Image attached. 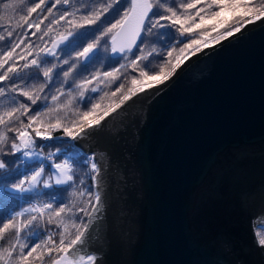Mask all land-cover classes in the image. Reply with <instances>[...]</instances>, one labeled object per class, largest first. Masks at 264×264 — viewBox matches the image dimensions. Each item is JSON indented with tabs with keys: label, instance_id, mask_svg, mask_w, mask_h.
<instances>
[{
	"label": "snow or ice",
	"instance_id": "1",
	"mask_svg": "<svg viewBox=\"0 0 264 264\" xmlns=\"http://www.w3.org/2000/svg\"><path fill=\"white\" fill-rule=\"evenodd\" d=\"M24 4L0 6V264H96L98 253L85 249L101 211L102 164L77 142L190 55L264 19V0ZM153 56L162 63L149 84Z\"/></svg>",
	"mask_w": 264,
	"mask_h": 264
},
{
	"label": "water",
	"instance_id": "2",
	"mask_svg": "<svg viewBox=\"0 0 264 264\" xmlns=\"http://www.w3.org/2000/svg\"><path fill=\"white\" fill-rule=\"evenodd\" d=\"M77 143L102 164L96 264H264V19Z\"/></svg>",
	"mask_w": 264,
	"mask_h": 264
},
{
	"label": "trees",
	"instance_id": "3",
	"mask_svg": "<svg viewBox=\"0 0 264 264\" xmlns=\"http://www.w3.org/2000/svg\"><path fill=\"white\" fill-rule=\"evenodd\" d=\"M4 2H9V0H0V6H2V4ZM31 2L32 0H25V4H24V8L26 10V7L27 6H30L31 5ZM242 11V10H241ZM22 14V13H21ZM35 15V14H34ZM212 21H209V23H211ZM179 38V37H178ZM163 39L167 40V37H164ZM169 43H175L174 41H169ZM7 46V42H0V50H3L5 47ZM158 47H162L163 45H157ZM177 48H179V45H177ZM147 51V49H146ZM177 53H174L173 55L175 56ZM162 63L161 59L157 56H153V57H150L149 58V61L146 62V67H145V70H147L149 72V77H148V80H149V84H152L153 83V80L156 76V73L159 72V65ZM107 66V65H106ZM135 73H131L129 72L128 76H127V79L124 81L125 83V90L127 88H130L132 87V84H131V78H132V75H134ZM85 75H87V73H85ZM94 99L96 98L95 96L93 97ZM39 144V142H38ZM60 145L59 144H54L52 146H49V147H45L44 148V151L45 152H54L55 151V148L56 147H59ZM87 171L86 168L82 167V166H77V175L78 177H83L85 182L86 183H89V179L87 176L84 175V173ZM66 195V194H65ZM42 199H50V197L48 196H44L42 197ZM23 206H27V204H24ZM17 211H19L20 209L17 208L16 209ZM52 228H54V226H50ZM262 235L264 236V228H262ZM8 239H11V236L8 237Z\"/></svg>",
	"mask_w": 264,
	"mask_h": 264
},
{
	"label": "rangeland",
	"instance_id": "4",
	"mask_svg": "<svg viewBox=\"0 0 264 264\" xmlns=\"http://www.w3.org/2000/svg\"><path fill=\"white\" fill-rule=\"evenodd\" d=\"M257 232L259 233V235H261V236H263L262 234V228H261V226H259L258 228H257Z\"/></svg>",
	"mask_w": 264,
	"mask_h": 264
},
{
	"label": "built area",
	"instance_id": "5",
	"mask_svg": "<svg viewBox=\"0 0 264 264\" xmlns=\"http://www.w3.org/2000/svg\"><path fill=\"white\" fill-rule=\"evenodd\" d=\"M44 200H49V199H44Z\"/></svg>",
	"mask_w": 264,
	"mask_h": 264
},
{
	"label": "flooded vegetation",
	"instance_id": "6",
	"mask_svg": "<svg viewBox=\"0 0 264 264\" xmlns=\"http://www.w3.org/2000/svg\"><path fill=\"white\" fill-rule=\"evenodd\" d=\"M261 228H263V227H261Z\"/></svg>",
	"mask_w": 264,
	"mask_h": 264
}]
</instances>
